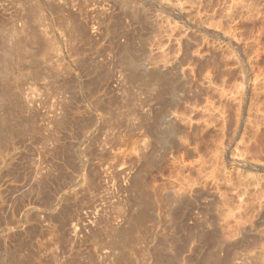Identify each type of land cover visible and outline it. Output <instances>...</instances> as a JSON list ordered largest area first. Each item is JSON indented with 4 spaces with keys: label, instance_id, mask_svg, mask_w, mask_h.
<instances>
[{
    "label": "rangeland",
    "instance_id": "obj_1",
    "mask_svg": "<svg viewBox=\"0 0 264 264\" xmlns=\"http://www.w3.org/2000/svg\"><path fill=\"white\" fill-rule=\"evenodd\" d=\"M34 1L0 19L26 76L23 102L0 91V264L251 253L218 218L264 213V0H46L59 58L16 31Z\"/></svg>",
    "mask_w": 264,
    "mask_h": 264
},
{
    "label": "bare ground",
    "instance_id": "obj_2",
    "mask_svg": "<svg viewBox=\"0 0 264 264\" xmlns=\"http://www.w3.org/2000/svg\"><path fill=\"white\" fill-rule=\"evenodd\" d=\"M25 0H0V19H3L5 17H8L14 13H16L18 10H14L15 9V5L16 7L19 6V4L21 5L22 3H24ZM29 1V0H28ZM45 1L46 0H35V4L38 5V9L39 11V15L36 17V23L34 22V24L32 23V25L35 26H30L26 27L24 24H18V26L16 25L17 29L16 31L19 29H23L26 30V28L30 29V31L32 30L34 33L36 32L38 35V37L43 41V53L45 55V51L47 50V54H49V56L52 57H56L59 58L63 55H65L66 53V49H65V39H66V35L63 34V32H57L56 27L52 26V23L50 25H48L49 27L45 28ZM48 1V0H47ZM69 2L71 0H68ZM80 0H78L79 2ZM83 1V0H82ZM91 1V0H90ZM27 2V1H26ZM72 2V1H71ZM74 2V0H73ZM72 2V3H73ZM76 2V1H75ZM86 2V0H85ZM60 3V2H59ZM92 3V1H91ZM90 3V4H91ZM25 4V3H24ZM28 3H26L27 5ZM50 4H52L50 2ZM54 4V3H53ZM64 4V3H63ZM70 4V3H69ZM75 4V3H74ZM84 4V3H82ZM23 5V4H22ZM76 5V4H75ZM29 6V5H28ZM48 6V5H47ZM64 6H66L64 4ZM89 6V5H88ZM27 7V6H26ZM31 7V6H30ZM35 7V6H34ZM33 7V8H34ZM80 7V6H79ZM86 7V6H85ZM93 8V6H91ZM90 7V8H91ZM19 9V8H18ZM29 9V8H28ZM28 9H25L28 10ZM48 9V7H47ZM13 10L15 11L13 13ZM54 10V9H53ZM87 10V9H86ZM89 10V9H88ZM22 11V9H21ZM35 11V10H34ZM92 11V10H91ZM94 11V10H93ZM12 12V14H11ZM19 12V11H18ZM31 12V11H30ZM50 12V11H49ZM10 13V14H9ZM19 14H21V12H19ZM18 14V15H19ZM29 14V13H28ZM38 14V13H37ZM46 14L48 15V13L46 12ZM51 14V13H50ZM89 16L91 15V13H89ZM35 15V13H34ZM82 15V14H81ZM23 16V15H21ZM36 16V15H35ZM50 16V15H49ZM94 16V15H93ZM15 17H17V14L15 15ZM19 17V16H18ZM24 17V16H23ZM53 17V15H52ZM85 17V16H84ZM91 18V17H90ZM12 19V18H11ZM21 19V18H20ZM27 19V18H26ZM52 19V18H49ZM48 19V20H49ZM14 20V19H13ZM23 20V19H22ZM75 20V19H74ZM17 21V20H16ZM20 21V20H19ZM54 21V20H53ZM32 22V21H30ZM51 22V21H50ZM70 22V21H69ZM77 22V21H76ZM23 23V22H22ZM31 24V23H30ZM23 25V26H22ZM47 25V24H46ZM60 25V24H59ZM62 26V25H61ZM73 26V25H72ZM12 27V26H11ZM31 27H34L36 30L34 31V28L32 29ZM65 27V26H64ZM78 27V26H77ZM13 28V27H12ZM19 28V29H18ZM67 28V27H66ZM69 28V27H68ZM71 28V27H70ZM64 30V29H63ZM89 30V29H88ZM66 31V30H65ZM68 31V30H67ZM76 31V30H75ZM22 32V30H21ZM19 31V33H21ZM25 32V31H24ZM32 32V33H33ZM70 32V31H69ZM82 32V31H81ZM13 33H15L13 31ZM17 33V32H16ZM23 33V32H22ZM71 33V32H70ZM76 33V32H75ZM83 33V32H82ZM18 34V33H17ZM24 34V33H23ZM27 34V33H26ZM67 34V32H66ZM87 34V32H86ZM7 35V34H6ZM72 35V34H71ZM70 35V36H71ZM74 35V34H73ZM88 35V34H87ZM18 36V35H17ZM11 40L12 41V36ZM14 37V36H13ZM19 37V36H18ZM18 37H15L16 39H18ZM37 37V36H36ZM37 37V38H38ZM0 38H3L2 36ZM14 38V39H15ZM68 38V37H67ZM13 39V40H14ZM87 39V37H86ZM2 39H0V67L4 68V65L1 66L2 58H4L3 56L8 53V55L10 53V49L7 48V46L4 45V43L1 41ZM9 40V39H7ZM233 41V40H232ZM26 42V41H25ZM45 42H46V47H45ZM67 42V41H66ZM14 43V42H13ZM18 45V44H17ZM24 46V45H23ZM46 49V50H45ZM68 49V48H67ZM216 49V48H215ZM14 51V50H13ZM21 51V50H20ZM239 51V50H238ZM23 52V51H22ZM219 52V51H218ZM25 53V52H24ZM42 53V54H43ZM23 54V53H22ZM46 54V55H47ZM69 54V53H68ZM127 55V54H126ZM221 55V54H220ZM226 55V54H225ZM238 56V55H237ZM8 57V56H7ZM10 57V56H9ZM8 57V58H9ZM12 57V56H11ZM16 57V56H15ZM14 57V58H15ZM209 57V56H208ZM13 58V59H14ZM35 58V57H34ZM37 58V57H36ZM44 58V57H43ZM131 58V57H130ZM5 59V58H4ZM3 59V60H4ZM26 56L24 55H17L16 60L20 63H23V61L25 62ZM127 59V58H126ZM58 60V59H57ZM129 60V59H128ZM132 61V60H131ZM9 62V61H8ZM17 62V64H18ZM126 63V62H125ZM4 64V63H3ZM12 64V63H11ZM129 64V63H128ZM213 64V63H212ZM20 65V64H19ZM221 65V64H219ZM22 66V65H21ZM24 66V65H23ZM8 67V66H7ZM224 67V66H223ZM12 68V67H11ZM14 68V67H13ZM16 68V66H15ZM5 69V68H4ZM1 70L0 68V87L2 90V99L1 100H5L8 101V103L12 102L15 103L18 101H20L21 97L23 96V83L25 80V75L22 72H17V71H12L9 68V71L5 70ZM7 69V70H8ZM217 70V69H216ZM219 70V69H218ZM244 70V69H243ZM20 71V70H19ZM239 71V70H238ZM25 72V71H24ZM245 77V76H244ZM165 78V77H164ZM170 78V77H169ZM168 81V80H167ZM1 98V97H0ZM21 101L23 102V99H21ZM2 103H5L4 101H2ZM11 105V104H10ZM24 105V104H23ZM13 106V105H12ZM17 106V105H16ZM18 107V106H17ZM12 108V107H11ZM2 109V108H1ZM6 109V107H5ZM6 112V111H5ZM8 114V113H7ZM7 116V115H6ZM12 116V115H11ZM225 118V117H224ZM250 118V117H249ZM228 121V120H227ZM22 131V130H21ZM228 131V130H227ZM3 135V134H2ZM145 157V156H144ZM148 158V157H147ZM146 159V158H145ZM154 162V161H153ZM149 164V163H148ZM250 166V165H249ZM139 177V176H138ZM145 177V176H144ZM141 185V184H140ZM146 188V187H145ZM147 193V192H146ZM152 196V195H151ZM146 199V198H145ZM143 201V200H142ZM143 203V202H142ZM242 206V205H241ZM224 208V207H223ZM172 209V208H171ZM228 210V209H227ZM232 210V209H231ZM151 213V212H150ZM230 213V212H228ZM246 214V213H245ZM133 216V215H132ZM142 216V214H141ZM149 217V215H147ZM159 216V215H158ZM221 216V215H220ZM146 218V217H145ZM161 219V218H160ZM129 221V220H128ZM134 221V220H133ZM131 222V221H130ZM139 222V221H138ZM146 223V222H145ZM218 223L221 225V232L223 234V245H228L229 243L233 242V243H238L239 246H246L247 248L251 249V253H247L245 255H240L239 257L236 258V260L234 259L235 257H233V260H235L234 262L232 261H228L225 264H264V213L263 212H259L256 215H243L242 213L240 214H227L226 216L223 217H219L218 218ZM150 224V223H149ZM153 224V223H152ZM122 227V226H121ZM149 228V227H148ZM147 229V228H146ZM148 230V229H147ZM219 232V231H218ZM147 233V232H146ZM116 234V233H114ZM147 235V234H146ZM206 236V235H205ZM168 238V237H167ZM140 239V238H139ZM217 239V238H216ZM147 242V241H146ZM126 243V242H125ZM139 243V242H138ZM240 243L242 245H240ZM144 244V243H143ZM148 244V243H147ZM145 243V245H147ZM149 245V244H148ZM222 245V244H221ZM232 245V244H231ZM229 244V246H231ZM235 245V244H234ZM122 247V246H121ZM147 247V246H146ZM145 247V248H146ZM251 247V248H250ZM138 248V247H137ZM242 248V247H241ZM161 249V248H160ZM203 249V248H202ZM227 249V248H226ZM147 250V249H146ZM215 250V249H214ZM219 250V249H218ZM232 250V249H231ZM205 252V251H204ZM130 253V252H129ZM153 253V252H152ZM159 253V252H158ZM211 253V252H210ZM241 253V252H240ZM150 254V253H149ZM119 255V254H118ZM156 255V254H155ZM160 256V255H159ZM206 256V255H205ZM165 257V256H164ZM163 257V258H164ZM209 257V256H208ZM163 258H161L163 260ZM172 258V257H171ZM152 259V257H151ZM161 259H159V257L157 256L153 259V264H161L163 261H160ZM189 259V258H188ZM187 259V260H188ZM134 261V260H133ZM218 261V260H217ZM223 261V260H222ZM135 262V261H134ZM205 262V261H204ZM221 262V261H220ZM147 263V262H146ZM171 263V262H170ZM184 263V262H183ZM216 263V262H215ZM133 264V263H132ZM148 264V263H147ZM186 264V263H185ZM223 264V263H222Z\"/></svg>",
    "mask_w": 264,
    "mask_h": 264
}]
</instances>
